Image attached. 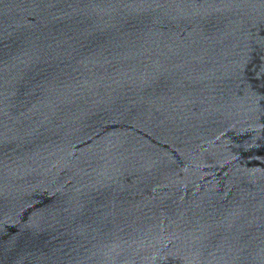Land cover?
<instances>
[{
  "label": "water",
  "instance_id": "1",
  "mask_svg": "<svg viewBox=\"0 0 264 264\" xmlns=\"http://www.w3.org/2000/svg\"><path fill=\"white\" fill-rule=\"evenodd\" d=\"M0 264H264V0H0Z\"/></svg>",
  "mask_w": 264,
  "mask_h": 264
}]
</instances>
